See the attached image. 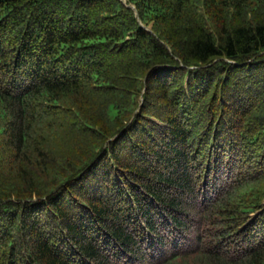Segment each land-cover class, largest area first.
Here are the masks:
<instances>
[{
	"label": "trees",
	"instance_id": "obj_1",
	"mask_svg": "<svg viewBox=\"0 0 264 264\" xmlns=\"http://www.w3.org/2000/svg\"><path fill=\"white\" fill-rule=\"evenodd\" d=\"M0 264H264V0H0Z\"/></svg>",
	"mask_w": 264,
	"mask_h": 264
}]
</instances>
